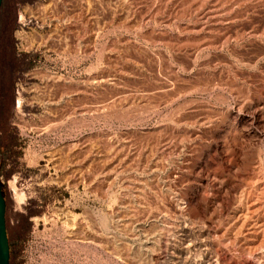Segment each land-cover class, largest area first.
Returning a JSON list of instances; mask_svg holds the SVG:
<instances>
[{
	"label": "rangeland",
	"instance_id": "1",
	"mask_svg": "<svg viewBox=\"0 0 264 264\" xmlns=\"http://www.w3.org/2000/svg\"><path fill=\"white\" fill-rule=\"evenodd\" d=\"M0 184L10 264H264V0H2Z\"/></svg>",
	"mask_w": 264,
	"mask_h": 264
},
{
	"label": "water",
	"instance_id": "2",
	"mask_svg": "<svg viewBox=\"0 0 264 264\" xmlns=\"http://www.w3.org/2000/svg\"><path fill=\"white\" fill-rule=\"evenodd\" d=\"M2 0H0V8ZM5 198L0 184V264H10V247L5 222Z\"/></svg>",
	"mask_w": 264,
	"mask_h": 264
},
{
	"label": "bare ground",
	"instance_id": "3",
	"mask_svg": "<svg viewBox=\"0 0 264 264\" xmlns=\"http://www.w3.org/2000/svg\"><path fill=\"white\" fill-rule=\"evenodd\" d=\"M18 104H19V103H18ZM22 199H23V198H22ZM19 202H21L20 199H19Z\"/></svg>",
	"mask_w": 264,
	"mask_h": 264
}]
</instances>
